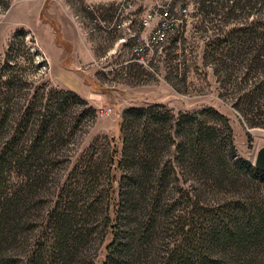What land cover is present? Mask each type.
Wrapping results in <instances>:
<instances>
[{"label":"rangeland","instance_id":"1","mask_svg":"<svg viewBox=\"0 0 264 264\" xmlns=\"http://www.w3.org/2000/svg\"><path fill=\"white\" fill-rule=\"evenodd\" d=\"M161 7L180 23L142 61L133 45L143 16ZM8 49L27 83L15 112L37 88L78 98L45 158L12 176L31 195L6 264L28 260L48 214L68 198L75 217L89 204L91 214L55 264H167L176 250L264 264V178L252 166L264 145V0H0V60ZM200 129L212 139L199 148ZM126 131L152 159L141 185L139 156L126 171L117 163ZM125 181L133 201L121 209ZM115 218L138 232L131 256L111 243ZM213 230L228 237L204 245Z\"/></svg>","mask_w":264,"mask_h":264},{"label":"trees","instance_id":"2","mask_svg":"<svg viewBox=\"0 0 264 264\" xmlns=\"http://www.w3.org/2000/svg\"><path fill=\"white\" fill-rule=\"evenodd\" d=\"M12 51L13 49H8L5 58L0 60V264L8 263V255L5 252L23 235L22 227L27 223L28 218L25 206L28 202L27 196L31 195V191L26 188H17L12 176H16L14 173L18 169L29 168L31 170L32 166L37 165L41 159L45 158L49 141L57 140L63 135V127L71 106V100L78 98L72 91L56 89L43 90L44 93L39 96L42 88H37L28 101L19 108L18 112H15L14 95L21 91L27 83L22 67H16L18 63L13 61ZM45 62L44 60L40 64ZM145 110L149 109L133 108L130 111L145 112ZM149 129L150 127L144 126L140 134L151 136L150 132L148 133ZM124 135L122 156L117 159V163L126 171V167H134L132 163L135 157L139 156V161H135V165L138 164L141 167L137 168L140 171L135 170L133 172L138 174L134 177L133 183L141 185L148 175V166L146 165L150 164L152 159L146 154L142 155L143 152L140 147L145 145H142L140 135L129 134L127 131ZM211 135L210 129L208 131L200 129L193 136V141L200 148V146H204L203 144L211 141ZM252 166L254 174L264 178V171L259 170L255 165ZM122 189L124 195L120 196L119 199L120 208L128 209L133 200L132 196H129L130 192L127 189L126 181L122 184ZM69 201V198L62 199L55 209L48 214V221L33 245L35 249L31 248V254H28V260L24 264H55L61 255H64L61 258L65 259V254L71 252L72 239L78 234L83 237L85 231L83 223L90 218L92 205H86L83 209L81 207L79 218H77L70 213ZM114 201L118 202L116 199ZM115 222L117 229L111 237V243L114 244V249L122 248L127 256H131V249L137 242L138 232L136 228H133V224L122 229V224L117 218H115ZM82 232L83 235H81ZM214 232L215 230L202 233L204 245H207L208 236H211L217 243L221 242L222 238L228 237H225L228 232L220 235H215ZM231 237L236 238L232 234ZM192 252L195 253V247ZM167 264L222 263L221 261L200 260L196 253L187 254L176 250L168 257Z\"/></svg>","mask_w":264,"mask_h":264},{"label":"built area","instance_id":"3","mask_svg":"<svg viewBox=\"0 0 264 264\" xmlns=\"http://www.w3.org/2000/svg\"><path fill=\"white\" fill-rule=\"evenodd\" d=\"M186 11V8L183 9ZM180 19L174 17L168 7L148 11L142 19V31L133 45V52L142 61L149 59L156 49L166 42L171 32L179 25Z\"/></svg>","mask_w":264,"mask_h":264},{"label":"water","instance_id":"4","mask_svg":"<svg viewBox=\"0 0 264 264\" xmlns=\"http://www.w3.org/2000/svg\"><path fill=\"white\" fill-rule=\"evenodd\" d=\"M254 164L256 168H258L261 171H264V145L259 148Z\"/></svg>","mask_w":264,"mask_h":264}]
</instances>
